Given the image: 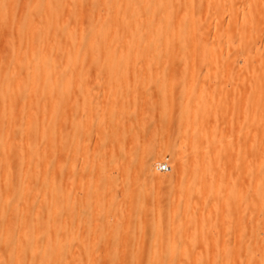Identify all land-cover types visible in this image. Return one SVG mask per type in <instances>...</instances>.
I'll return each mask as SVG.
<instances>
[{"label": "bare ground", "instance_id": "obj_1", "mask_svg": "<svg viewBox=\"0 0 264 264\" xmlns=\"http://www.w3.org/2000/svg\"><path fill=\"white\" fill-rule=\"evenodd\" d=\"M183 1H187L188 7H182ZM194 1L196 0H36L26 9V19L21 18L24 24L21 34H26L25 44L23 41L22 44L14 42L8 48V64L0 67V103H5L4 106L0 105V264L5 260H12L14 264H103L104 261L108 264H143L142 261L147 259L150 264H174L175 250H165L161 246L145 253H128L129 249H126L119 254L108 250L101 256L93 244L91 250L87 251L81 241L83 234L79 233L83 226L78 228L79 231L68 229L76 220L83 197L65 196L63 185V178L67 173L73 172V178L76 177L77 181L86 179V168L80 164L83 163L79 161L81 157L77 158L76 143H73L76 156L67 169L61 167L62 158L58 157L56 151L62 153L69 144V138L62 129V123L69 117L73 119L76 135L80 132L85 116L96 122L97 114L92 99L103 97L100 99L111 105L124 96L127 88L123 87V82L128 83L131 75L132 84L136 86L134 77L140 73L141 67H155L153 76L157 77L160 67L168 62H176V52L182 51L176 45L177 32H184V28L187 30L189 42L186 49L194 51L193 54L196 55L199 41L196 30L199 25L193 21ZM258 1L264 8V0H204L206 9L202 12L203 15L205 13L207 17L213 14L218 17L216 23L206 28L209 32H216V35L205 50L209 52L213 48H219V53L206 57L207 65L218 68L208 85L209 92L212 93L209 108L213 106L214 97L223 95L225 82L229 81H225L227 77L221 74L222 68L229 63L225 50L233 49L238 37L246 39L247 28L237 19L243 13L250 15ZM11 7L10 0H0V27H9L8 21L14 17ZM89 7L95 8L89 14L90 22L92 21L89 29H81L77 33L68 30L64 24L61 25L63 13H67L66 16L70 19H79L90 12ZM240 8L243 13L239 12ZM187 14L191 16L189 21H185ZM234 20L239 25L238 34L230 33L228 24ZM258 50L264 52V46L259 45ZM5 54L7 56V51ZM99 63H103L104 66L101 67L105 68L99 75L108 77L107 84L97 92L99 97H92L94 92L91 93L88 87V75L82 69ZM20 74L23 79H20ZM242 74L243 83L264 84V59L259 61L257 67ZM73 83L85 84L77 98L71 90ZM242 98L252 102L246 114L252 128L256 131L264 130V87L251 90ZM22 102V110L26 111L23 115L22 112L17 113L18 104ZM114 110L110 115L120 117L116 108ZM4 112H7V116H4ZM35 112L40 114L39 126L34 124ZM210 112H205L206 119H210L207 118L211 116ZM21 122L25 124L23 129L18 126ZM139 126L144 133L146 127L143 124ZM201 139L197 138L199 141ZM155 146L153 151L145 153L141 159L144 173L152 177H155L153 166L163 156L160 144ZM220 146L211 145L210 150L204 151L202 155L179 163L177 174L195 176L197 184L194 187H183L181 182L174 183L171 177L155 179L174 197H181L184 193L194 194L198 203L204 205L207 191L208 194L215 190L219 194L223 193H220V187L216 186L214 180L222 174V170L209 169L212 160L222 152L218 148ZM7 158L17 161L16 167L23 172L22 176H16L13 167L2 166L1 161ZM98 160L100 159L97 158ZM38 172L41 175H37ZM130 173L134 177L132 171ZM95 176L87 180V199L97 197L99 203L100 195L108 186L113 188L116 179L108 167ZM257 178L260 188L263 185L262 177L259 175ZM27 180L28 183L31 181L27 188H13ZM245 184L248 182L242 187H247ZM128 188L126 186V194L130 193ZM135 192L144 194L143 185L139 184ZM216 194L219 200L220 195ZM123 202H115V209H122L125 204ZM167 209L163 205L160 211L165 212ZM174 217L175 214L171 213L153 218L144 209H132L129 211L128 222L133 227L140 226L138 233L142 234H145L146 228L153 226L157 232L156 239L162 243L166 234L163 220L168 218L173 222ZM43 243L49 246L44 247Z\"/></svg>", "mask_w": 264, "mask_h": 264}, {"label": "rangeland", "instance_id": "obj_2", "mask_svg": "<svg viewBox=\"0 0 264 264\" xmlns=\"http://www.w3.org/2000/svg\"><path fill=\"white\" fill-rule=\"evenodd\" d=\"M10 1L14 17L8 21L9 27H0V61L3 58L0 67L8 64V48L14 42L22 44L23 41L25 44L26 34H21L24 25L22 20L27 16L26 9L36 0ZM186 2L183 1L182 7H188ZM259 3L258 1L250 15H245L240 8L239 12L243 14L237 20L247 28L246 39L238 37L234 48L225 50L229 63L222 68L221 74L227 77L225 81H229L225 82L223 95H215L211 108L208 106L212 93L209 92L208 85L211 83L212 74L218 68L207 65L206 57L219 53V48H213L209 52L205 50L216 35V32H209L206 28L216 23L218 17L213 14L205 17V13H202L206 9L204 0H196L193 20L199 25L196 30L199 36L196 55L193 54L194 51L186 49L189 38L184 28V32H177L179 34L176 45L182 50L176 52L177 61L160 67L157 77L153 76L155 67H141L140 73L134 77L136 86L132 84L131 75L132 81L125 82L127 86H131L127 87L123 82V87L127 88L124 96L113 101L111 105L105 104L103 97L92 99L97 120L94 122L85 116L77 135L72 117L62 123L69 144L62 153L56 151L58 157L62 158L61 167L67 169L73 162L76 148L77 158L81 157L79 161L83 163L80 164L86 168L87 178H83L82 182L77 181L76 177L73 178L75 174L71 172L73 176L71 173L64 176L63 185L65 196L83 197L76 220L68 229L79 231L78 228L83 226L79 233L83 234L81 241L87 251L91 250L93 244L101 256L108 250L119 254L126 249H129L128 253H145L161 246L165 250H175L174 264H264V130L256 131L252 128L246 118L252 102L242 98L251 90L263 88L264 84L251 85L241 80L243 72L257 67L259 61L264 59V52L258 50L259 45L264 46V8ZM94 9L89 7L90 12L87 15L74 20L68 18L67 13H63L60 20L63 22L60 23L77 33L81 29L87 30L92 24L89 14ZM185 18V21H189L191 16L187 14ZM228 25L231 34L240 33L235 20ZM101 66H104L103 63L87 65L82 69L88 75V87L91 93L94 92L92 97H99L97 92L103 90L107 84L108 77L99 75L105 69ZM19 76L23 79L22 74ZM72 87V93L76 97L85 84L73 83ZM0 105L4 106L5 103ZM18 107L17 113L25 114V109L22 110L23 102ZM114 108L120 114L119 118L110 115L115 112ZM204 110L211 111V116H207L210 119H206ZM4 116H7V112H4ZM33 119L35 126H39L40 114L35 112ZM140 124L146 127V135ZM18 126L23 129L25 124L21 122ZM197 138L202 139L199 141ZM73 143L77 145L75 148ZM157 144L163 148V156L153 166L154 176L171 177L174 183L181 182L183 187H194L197 179L193 175L179 176V163L202 155L204 151L210 150L211 145L217 147L221 144L218 148L222 152L212 160L209 169L222 170V174L214 180L216 186L220 187V193H223L219 194L215 190V194L213 191L208 194L207 191L206 202L202 205L194 194L184 193L181 197H174L166 192L164 185L142 169L143 155L153 151ZM224 145L227 147L224 148ZM97 158L100 160L97 161ZM160 162H168L169 171L159 170L157 166ZM1 163L3 167H13L16 176H22L23 172L17 169L15 159L7 158ZM105 167L109 168L116 184L113 188L106 184L108 187L100 195L99 203L97 197L87 199V180L98 176ZM130 171L134 177L130 175ZM259 175L263 183L260 188L257 185ZM30 182L27 180L13 188H27ZM245 182L248 184L243 188ZM139 184L143 185L144 194L135 192ZM126 186H129V194H126ZM216 193L220 195L219 200ZM123 201V208L116 210L114 203ZM163 205L168 208L165 212L160 211ZM132 209H144L153 218L175 214L173 222L168 218L163 220L166 234L162 243L156 239L157 232L153 226L146 228L147 231L142 234L138 233L140 226L133 227L128 222L129 211ZM43 245L49 246L46 243ZM104 262L102 263L108 264ZM149 262V259L142 261L143 264H150ZM1 264H14V261L5 260Z\"/></svg>", "mask_w": 264, "mask_h": 264}, {"label": "built area", "instance_id": "obj_3", "mask_svg": "<svg viewBox=\"0 0 264 264\" xmlns=\"http://www.w3.org/2000/svg\"><path fill=\"white\" fill-rule=\"evenodd\" d=\"M157 168L161 171H169L170 167H169V163L168 162H160L157 166Z\"/></svg>", "mask_w": 264, "mask_h": 264}]
</instances>
